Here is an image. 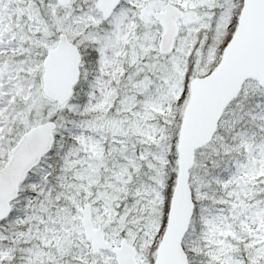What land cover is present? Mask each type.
<instances>
[{"label":"snow or ice","instance_id":"1","mask_svg":"<svg viewBox=\"0 0 264 264\" xmlns=\"http://www.w3.org/2000/svg\"><path fill=\"white\" fill-rule=\"evenodd\" d=\"M0 264H264V0H0Z\"/></svg>","mask_w":264,"mask_h":264}]
</instances>
